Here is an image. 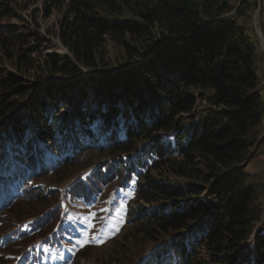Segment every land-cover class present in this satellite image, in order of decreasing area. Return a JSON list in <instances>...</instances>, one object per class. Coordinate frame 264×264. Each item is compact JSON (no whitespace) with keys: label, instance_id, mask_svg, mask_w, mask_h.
Returning <instances> with one entry per match:
<instances>
[{"label":"trees","instance_id":"16d2710c","mask_svg":"<svg viewBox=\"0 0 264 264\" xmlns=\"http://www.w3.org/2000/svg\"><path fill=\"white\" fill-rule=\"evenodd\" d=\"M13 1L0 0V17L11 16ZM45 1L47 12L63 13L60 37L69 54L33 55L36 47L13 30L0 33V155L9 156L10 138L23 145L18 160L43 178L50 172L36 158L41 142L65 152L76 142L77 120L99 138L90 129L99 117L107 140L83 146L51 174L62 183L67 167L102 155L69 188L86 200L107 183L136 178L129 228L106 264H264V222L257 229L264 177L248 169L264 145L263 65L245 28L222 18L235 7L229 0ZM108 40L122 46L127 68L108 58ZM90 70L104 72L86 75ZM77 103L83 108L74 113ZM30 125L36 134L28 137ZM27 186L9 210L33 207L3 221L0 232L50 209L37 202L58 203L54 189ZM59 212L37 221L38 233H47ZM8 261L0 253V264Z\"/></svg>","mask_w":264,"mask_h":264},{"label":"rangeland","instance_id":"374dc122","mask_svg":"<svg viewBox=\"0 0 264 264\" xmlns=\"http://www.w3.org/2000/svg\"><path fill=\"white\" fill-rule=\"evenodd\" d=\"M230 4L235 7L230 13L225 14L222 18L226 21H234L236 20L238 24L245 28L247 34L254 40L257 45L258 53L261 56V61L263 65L261 74V85L264 94V0H246V12L244 15L240 17L235 16V12L237 8L242 4L243 0H229ZM11 7H13L14 11L11 16L0 17V33H6L9 30H13L18 37L21 38L22 41L26 43V45L36 47L34 48L33 55L36 54H46V53H58V54H69L66 48L64 47L61 37H60V29H61V21H62V11L52 10L51 12H47V4L45 0H16L11 2ZM166 40V39H165ZM106 53L109 59L113 61V64L116 67L127 68L128 65L125 64L123 59V50L122 46L114 42L112 40H108L106 45ZM72 58V56H70ZM65 59H62L64 61ZM8 66V65H7ZM104 72V70H90L86 73V75L90 73H100ZM80 75H77L76 78H80ZM87 91L90 92V88L87 87ZM206 105V102H203V105ZM84 105V103H83ZM104 105V104H103ZM77 106L83 108L75 104L74 113L77 112ZM70 111V110H69ZM73 113V110L71 111ZM70 112H68V115ZM72 122V121H71ZM8 125V124H7ZM7 125L5 127H7ZM29 135H35L33 132V128L31 125L29 126ZM90 129L93 133L98 134L100 138L101 135L107 134L106 130L100 127L99 117L96 118L91 124ZM73 131L77 134V139L82 145L86 142L84 146H91L97 149V138L95 140H90L88 134H90L81 121H76L73 124ZM7 135H11V132H8ZM13 145H10L8 148L9 156L11 154L17 155L21 150L23 145L16 144L12 142ZM83 148V146H82ZM47 154V156H46ZM96 157L93 158V161L90 163L95 164L97 159L101 158L102 155H98L97 152L93 153ZM3 159V156L0 155ZM44 157L48 159V162H56L54 159V155L52 152L46 149L44 153ZM9 159H5L4 162H0V191H3L5 194L6 189L9 188L11 184H14L17 178L15 179L14 175L7 172H2L7 166L9 171H14L15 173H19L17 169V162L12 164ZM101 160V159H100ZM90 164H86L84 166L77 165L74 167H65L64 175L65 180L59 183H55L53 181L52 175L47 174L43 178H37L36 182H34V186H43L50 187L54 189L56 194L55 197L57 201L62 199V202L59 201L60 207V215L59 220L56 222V225L53 228L52 232L57 234L60 232L61 240L54 245H42L40 249L43 250V255H41V260L37 264H61L71 262L74 257L75 252H80L87 247V252L82 257L80 256V260L77 264H106L107 259L110 255V251L115 248V241L120 239L125 230L129 228L130 224V213L133 208L137 205L136 202V190H137V182L136 178H132L129 181H125L123 183L114 180L110 183L104 185V190L97 195L95 200L90 202H85L81 198H67V185L73 180L80 177V175L84 174ZM248 169L252 173H258L264 177V145L261 147L260 154L253 158L249 164ZM62 176V175H61ZM69 197V196H68ZM51 198V197H50ZM7 200L2 199L0 197V202L3 204V209L0 211V221H7L10 217L20 216L26 209L29 207H33L31 204H17L13 210H9L8 206L6 207ZM34 203V202H33ZM0 204V206H2ZM36 204H40L39 207H50V209H43L38 211L39 213H44L46 211L52 210L54 202H49V200H45V202H37ZM120 205H125L126 209L123 212L122 222L119 223V231L115 232L114 235L107 236L103 242H97L92 240V236H100L101 232L97 231L101 227L102 224H105L107 218H111L112 223H117V213ZM62 207V209H61ZM264 208V205H263ZM40 210V209H39ZM38 213V214H39ZM95 214V218L93 217ZM36 214H31L25 216L23 219L15 220V227L21 229H25L27 232L31 233L37 231V226L28 225L29 218L35 217ZM16 219V217H15ZM264 222V215L262 221L258 224L260 227ZM1 223V222H0ZM9 226V225H8ZM6 227V229L2 230L0 233L7 231L6 233L0 235V245L3 243V236L9 234L12 228ZM52 226V227H53ZM95 226V227H93ZM257 229H259L257 227ZM256 233V231H255ZM254 233V234H255ZM53 234V233H52ZM253 234V235H254ZM21 238H19V233H16L14 236L9 237V244L4 248L3 254L8 257L9 261L4 264H9L16 257V263L19 264L21 252H15L10 245L17 244L18 247L21 246L26 247L29 241H34L36 239L40 240L42 235L40 233L35 234L32 238H29L28 242H24L26 236H30L29 234L21 233ZM91 241V242H87ZM36 242V241H35ZM83 242V246L81 243ZM23 247V248H24ZM30 247V246H29ZM29 247L27 249H29ZM26 249V250H27ZM81 249V250H80ZM77 255V254H76ZM107 257V258H105ZM15 260V259H14ZM13 260V261H14ZM114 264H119L118 262H114Z\"/></svg>","mask_w":264,"mask_h":264},{"label":"snow or ice","instance_id":"6c2138e0","mask_svg":"<svg viewBox=\"0 0 264 264\" xmlns=\"http://www.w3.org/2000/svg\"><path fill=\"white\" fill-rule=\"evenodd\" d=\"M125 209H126L125 205H120L118 213H117V223L113 224L111 218H107L105 224H102L101 227L99 229H97V231L101 232L102 235H100V236L93 235L92 240H95L98 243L103 242V240L107 236L114 235L115 232L119 231L118 225L120 222H122L123 212L125 211ZM93 217L95 218V214H93ZM93 227H95V226H93ZM87 242H91V241H87ZM81 246H83V242L81 243Z\"/></svg>","mask_w":264,"mask_h":264},{"label":"water","instance_id":"95a60500","mask_svg":"<svg viewBox=\"0 0 264 264\" xmlns=\"http://www.w3.org/2000/svg\"><path fill=\"white\" fill-rule=\"evenodd\" d=\"M223 16H224V15H223ZM223 16H222V17H223ZM263 136H264V134L262 135V137H263ZM248 159H249V157H248ZM248 159H247L244 163H242L241 165H239V166L236 168V170L239 169L243 164H245V163L248 161ZM258 228H259V226H258ZM256 230H257V229H256Z\"/></svg>","mask_w":264,"mask_h":264}]
</instances>
